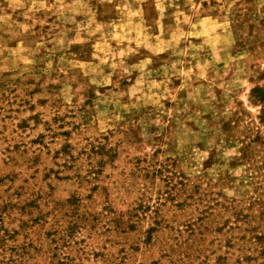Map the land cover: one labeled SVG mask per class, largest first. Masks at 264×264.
Wrapping results in <instances>:
<instances>
[{
	"label": "rangeland",
	"instance_id": "rangeland-1",
	"mask_svg": "<svg viewBox=\"0 0 264 264\" xmlns=\"http://www.w3.org/2000/svg\"><path fill=\"white\" fill-rule=\"evenodd\" d=\"M0 264H264V0H0Z\"/></svg>",
	"mask_w": 264,
	"mask_h": 264
}]
</instances>
